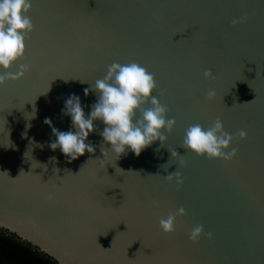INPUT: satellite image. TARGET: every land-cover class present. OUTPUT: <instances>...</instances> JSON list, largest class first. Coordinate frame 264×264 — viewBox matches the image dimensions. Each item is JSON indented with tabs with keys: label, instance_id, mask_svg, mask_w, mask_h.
I'll use <instances>...</instances> for the list:
<instances>
[{
	"label": "water",
	"instance_id": "water-1",
	"mask_svg": "<svg viewBox=\"0 0 264 264\" xmlns=\"http://www.w3.org/2000/svg\"><path fill=\"white\" fill-rule=\"evenodd\" d=\"M31 2L34 31L9 71L31 70L0 87V232L54 264H264V0ZM113 62L154 75L175 127L162 146L119 158L96 120L85 141L95 152L70 160L51 148L52 128L76 131L66 100L78 96L87 118ZM217 117L232 161L182 147L190 125ZM175 171L182 186L164 178ZM181 207L163 233L160 218ZM198 224L213 238L193 242Z\"/></svg>",
	"mask_w": 264,
	"mask_h": 264
},
{
	"label": "clouds",
	"instance_id": "clouds-1",
	"mask_svg": "<svg viewBox=\"0 0 264 264\" xmlns=\"http://www.w3.org/2000/svg\"><path fill=\"white\" fill-rule=\"evenodd\" d=\"M31 9V0H0V69L6 72L5 75H0V87L5 86L9 80L21 79L31 70L29 64L23 63L20 64L18 72L9 71L14 63L24 58L25 42L34 31V25L28 15ZM242 22L243 18L233 20L232 24L235 26ZM203 75L205 79L214 78L210 69L205 70ZM156 88L154 75L138 63L113 62L108 66L105 77L96 80L94 88L92 87L99 99L92 105L87 118L78 96L72 95L66 100L65 109L62 111L71 117L72 126L76 131L62 132L53 127L52 131L57 139L51 144V148H59L70 160L83 156L86 151L94 153V146L85 141L89 133L94 131L96 120L103 121L105 127L100 135L105 143L111 145V150L119 158L129 149L139 156L143 149L157 140L162 146L167 140L163 133L170 134L176 120L167 117V106L162 105L159 99L152 95ZM88 91L85 89L86 96ZM215 95L214 90H209L206 98L211 100ZM149 102L150 107H142ZM137 111L142 114V118L134 122ZM45 123L51 125V120L46 119ZM238 135L241 139L247 138V133L243 130ZM232 141L233 136L224 130L222 120L217 117L206 130L200 124L190 125L185 132L182 147L195 155H206L209 160L216 158L228 162L232 161L238 152L236 148L229 151ZM102 152L105 156L108 150L102 148ZM170 152L172 157L178 155L176 151ZM164 178L168 181L175 178L178 187L184 183L183 176L178 171ZM185 214L184 208L181 207L176 212L169 213L166 219L160 218L159 226L163 233H174L177 217ZM202 235H206L208 239L213 238V233H205L204 226L198 224L191 230L189 238L196 242Z\"/></svg>",
	"mask_w": 264,
	"mask_h": 264
},
{
	"label": "trees",
	"instance_id": "trees-1",
	"mask_svg": "<svg viewBox=\"0 0 264 264\" xmlns=\"http://www.w3.org/2000/svg\"><path fill=\"white\" fill-rule=\"evenodd\" d=\"M0 264H54L0 232Z\"/></svg>",
	"mask_w": 264,
	"mask_h": 264
}]
</instances>
